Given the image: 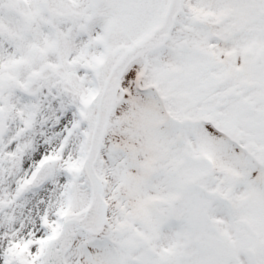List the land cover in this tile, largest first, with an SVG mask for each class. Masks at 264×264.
<instances>
[{
	"label": "snow or ice",
	"instance_id": "snow-or-ice-1",
	"mask_svg": "<svg viewBox=\"0 0 264 264\" xmlns=\"http://www.w3.org/2000/svg\"><path fill=\"white\" fill-rule=\"evenodd\" d=\"M0 264H264V0H0Z\"/></svg>",
	"mask_w": 264,
	"mask_h": 264
}]
</instances>
